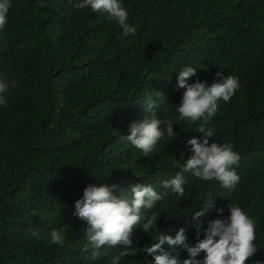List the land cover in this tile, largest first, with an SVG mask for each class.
Here are the masks:
<instances>
[{
  "label": "trees",
  "instance_id": "16d2710c",
  "mask_svg": "<svg viewBox=\"0 0 264 264\" xmlns=\"http://www.w3.org/2000/svg\"><path fill=\"white\" fill-rule=\"evenodd\" d=\"M43 2L11 0L0 31V80L10 85L0 104V264H111L123 249L104 247L89 259L86 221L75 215L84 189L103 184L118 185L114 194L128 199L136 184L169 192L153 209L157 225L135 230L138 255L120 264H154L142 249L161 232L174 237L186 227L189 243L198 242L192 216L209 193L216 208L202 218L204 228L227 219L230 203L241 207L257 222L258 251L246 264L264 262V0H122L137 28L122 40L106 13L78 10L77 0ZM189 65L197 69L189 83L210 85L217 73L240 78L207 125L215 131L209 144L231 142L241 157L231 193L190 173L184 197L162 187L180 171L173 162L192 155L187 140L203 138L201 121L175 123L185 91L178 75ZM150 99L158 118L173 120L175 137L165 133L144 156L122 137L150 116ZM53 229L63 230V246L50 243Z\"/></svg>",
  "mask_w": 264,
  "mask_h": 264
},
{
  "label": "clouds",
  "instance_id": "9594fccd",
  "mask_svg": "<svg viewBox=\"0 0 264 264\" xmlns=\"http://www.w3.org/2000/svg\"><path fill=\"white\" fill-rule=\"evenodd\" d=\"M72 3V0H69ZM39 6L44 7L43 0H38ZM78 10L90 8L93 12L107 14L110 21L115 22L122 33L117 39L122 40L129 35H135L137 28L129 24V12L122 0H77L73 5ZM12 8L11 0H0V31L8 24L9 11ZM197 69L185 66L178 75L177 87L185 89L177 111L179 116L175 123L181 121H201L197 132L203 138L192 137L187 140L192 155L182 164L179 160L173 166L180 169L173 178L164 180L162 187L170 189L171 193L184 197L185 185L189 179L185 174L204 181L215 179L222 188L229 193L235 190L240 181L235 167L241 159L238 152L234 151V144L216 143L209 144V138L214 137L213 128L207 127L210 119L216 114L219 102H229L241 88L240 78L235 75L217 73L220 79L211 83L197 80L189 83V79L196 75ZM12 81L11 87H15ZM10 85L0 80V104H6L3 93L7 92ZM157 102L148 101L147 110L150 116L142 121L130 125V135L123 136L144 156L156 151L158 143L164 138L165 133L169 138L175 137L173 120L160 119L156 113ZM118 185L103 184L102 186L89 185L84 189L83 197L75 202V215L86 221V243L82 252L90 253L88 257L96 260L101 257V249L120 247L111 259V264H120L126 256L138 255L134 247L133 237L136 229L149 233L157 225L158 214L153 211L158 202L164 201L169 192H158L151 185L136 184L132 187V199L117 196L114 190ZM230 216L227 219H214L207 228L202 224V218L216 208V202L209 193L203 201L202 207L192 216L195 221L197 239L194 245L189 243L186 227H180L175 236L161 232L156 238L157 242L145 246L142 251L154 258V264H246L258 251L256 244V220L239 206L228 205ZM224 209H218L223 213ZM203 230L204 238L199 239ZM50 243L63 246L65 236L63 230L53 229L50 232ZM167 244L170 250H165ZM178 249L186 250L189 258L181 260ZM205 253L203 259L197 257ZM255 264H264L256 261Z\"/></svg>",
  "mask_w": 264,
  "mask_h": 264
}]
</instances>
